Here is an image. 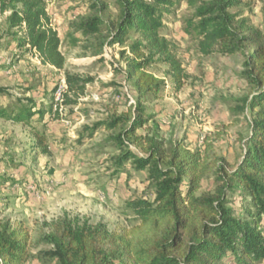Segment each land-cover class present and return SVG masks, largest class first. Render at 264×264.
Masks as SVG:
<instances>
[{"label":"rangeland","instance_id":"1","mask_svg":"<svg viewBox=\"0 0 264 264\" xmlns=\"http://www.w3.org/2000/svg\"><path fill=\"white\" fill-rule=\"evenodd\" d=\"M172 1H177V8L165 17L160 37L181 65L183 85L174 88L173 67L156 54L148 71L163 80L166 89L162 97L145 104L146 114L153 119L137 134L163 141L168 150L180 142L191 150L208 149L234 167L243 158L252 119L250 111L239 110L242 100L251 95L242 74L244 59L240 54H224L220 46L204 53L202 38L191 27L200 22L197 14L202 3ZM46 5L50 27L61 39L65 58L61 71L43 65L35 52L17 50L15 45L7 50L4 34L10 13L0 17V90H4L0 105L16 108L18 100H32L38 110L55 103L54 111L60 115L59 120L46 115L43 123L36 122L38 116L32 121V127L47 137L43 148L48 154L37 149L32 127L0 119V224L9 221L27 231V264H53L40 256L52 249L44 238L53 221L67 217L79 223H103L109 231L121 232L135 225L126 204L153 199L146 172L128 164L126 173L116 174L119 151L110 138L119 131L101 127L92 138L88 132L96 124L126 115L129 105L136 103L126 73L127 59L133 58L130 48L139 37H129L123 46L107 45L99 55L100 37L84 36L76 25L103 8L108 26L118 19L117 0H46ZM263 10L264 0H245L230 12L238 15V23L250 21L264 31ZM114 33L109 28L102 36ZM67 75L81 79L84 91L69 92ZM214 189L209 176L201 192Z\"/></svg>","mask_w":264,"mask_h":264},{"label":"trees","instance_id":"2","mask_svg":"<svg viewBox=\"0 0 264 264\" xmlns=\"http://www.w3.org/2000/svg\"><path fill=\"white\" fill-rule=\"evenodd\" d=\"M179 1L202 3L197 14L200 22L191 27L202 38L204 53L220 46L224 54H240L244 59L242 74L251 95L242 100L239 110L250 111L252 119L243 141V158L231 167L208 149L191 150L180 142L168 150L163 141L137 134L153 119L146 114L145 104L162 97L166 89L165 82L148 71L156 54L173 67L174 88L180 90L183 85L181 65L160 37L165 17L171 16L177 1L117 0L119 15L109 23L111 27L106 26L100 9L76 29L84 36L100 37L99 55L107 45L123 46L129 37H139L130 48L133 58L127 59L126 73L136 103L129 105L126 115L88 129L89 136L101 127L119 131L110 138L119 151L116 174L126 173L128 164L146 172L153 199L126 204L135 225L121 232H111L103 223L91 225L67 217L53 221L44 238L52 249L40 253L53 264H264V31L250 21L238 23V15L230 12L245 0ZM7 13L5 48L15 45L17 50L35 52L43 65L63 70L61 39L50 27L46 0H0V17ZM109 28L115 33L103 37ZM65 81L69 92L84 91L81 79L67 75ZM17 103L16 108L0 105V119L32 127L35 116L40 123L46 115L60 118L55 103L38 110L32 100ZM33 129L37 149L48 154L43 148L47 137ZM209 176L215 189L202 193ZM29 251L30 238L22 226L14 227L9 221L0 224V264H27Z\"/></svg>","mask_w":264,"mask_h":264},{"label":"built area","instance_id":"3","mask_svg":"<svg viewBox=\"0 0 264 264\" xmlns=\"http://www.w3.org/2000/svg\"><path fill=\"white\" fill-rule=\"evenodd\" d=\"M133 101V99H131Z\"/></svg>","mask_w":264,"mask_h":264}]
</instances>
